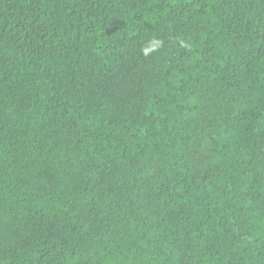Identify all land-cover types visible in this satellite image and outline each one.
Listing matches in <instances>:
<instances>
[{
  "label": "trees",
  "instance_id": "trees-1",
  "mask_svg": "<svg viewBox=\"0 0 264 264\" xmlns=\"http://www.w3.org/2000/svg\"><path fill=\"white\" fill-rule=\"evenodd\" d=\"M0 264H264V0H0Z\"/></svg>",
  "mask_w": 264,
  "mask_h": 264
},
{
  "label": "clouds",
  "instance_id": "clouds-1",
  "mask_svg": "<svg viewBox=\"0 0 264 264\" xmlns=\"http://www.w3.org/2000/svg\"><path fill=\"white\" fill-rule=\"evenodd\" d=\"M161 45V42L159 40H153L149 42V45L143 49L144 54L148 55L151 52L158 49V47Z\"/></svg>",
  "mask_w": 264,
  "mask_h": 264
}]
</instances>
